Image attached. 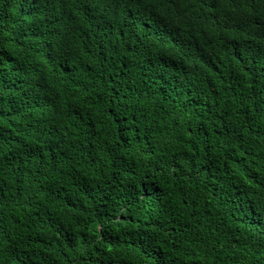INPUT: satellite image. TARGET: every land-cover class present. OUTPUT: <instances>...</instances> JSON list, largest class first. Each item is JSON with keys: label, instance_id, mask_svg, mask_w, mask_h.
<instances>
[{"label": "trees", "instance_id": "16d2710c", "mask_svg": "<svg viewBox=\"0 0 264 264\" xmlns=\"http://www.w3.org/2000/svg\"><path fill=\"white\" fill-rule=\"evenodd\" d=\"M0 264H264V0H0Z\"/></svg>", "mask_w": 264, "mask_h": 264}]
</instances>
